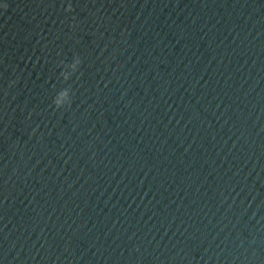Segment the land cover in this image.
I'll use <instances>...</instances> for the list:
<instances>
[{
	"label": "water",
	"instance_id": "water-1",
	"mask_svg": "<svg viewBox=\"0 0 264 264\" xmlns=\"http://www.w3.org/2000/svg\"><path fill=\"white\" fill-rule=\"evenodd\" d=\"M0 264H264V0H0Z\"/></svg>",
	"mask_w": 264,
	"mask_h": 264
}]
</instances>
